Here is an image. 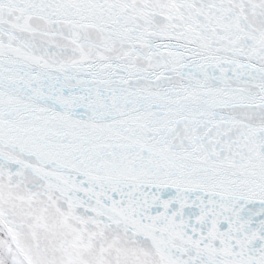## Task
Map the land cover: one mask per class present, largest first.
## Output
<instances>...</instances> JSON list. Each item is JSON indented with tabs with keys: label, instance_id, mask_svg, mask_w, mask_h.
<instances>
[{
	"label": "snow or ice",
	"instance_id": "1",
	"mask_svg": "<svg viewBox=\"0 0 264 264\" xmlns=\"http://www.w3.org/2000/svg\"><path fill=\"white\" fill-rule=\"evenodd\" d=\"M0 264H264V0H0Z\"/></svg>",
	"mask_w": 264,
	"mask_h": 264
}]
</instances>
